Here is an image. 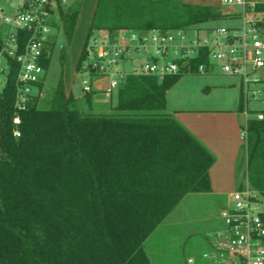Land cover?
I'll use <instances>...</instances> for the list:
<instances>
[{
    "label": "trees",
    "instance_id": "1",
    "mask_svg": "<svg viewBox=\"0 0 264 264\" xmlns=\"http://www.w3.org/2000/svg\"><path fill=\"white\" fill-rule=\"evenodd\" d=\"M81 3L61 9L66 42ZM255 13L264 37V0ZM226 15L179 0H98L77 71L98 30L166 31ZM52 51L41 60L46 69ZM202 62L192 60V73ZM181 76L130 75L106 113L82 111L61 81L49 105L30 98L20 137L11 86L0 112V264H152L147 239L187 195L210 191L215 162L167 108V91ZM247 153L250 182L264 199V119L250 124Z\"/></svg>",
    "mask_w": 264,
    "mask_h": 264
},
{
    "label": "built area",
    "instance_id": "2",
    "mask_svg": "<svg viewBox=\"0 0 264 264\" xmlns=\"http://www.w3.org/2000/svg\"><path fill=\"white\" fill-rule=\"evenodd\" d=\"M259 1L221 0L224 5L241 7L242 22L236 27L191 26L166 31L122 28L93 35L87 45L88 59L78 73L83 90L111 95L130 75L163 80L169 75L192 73V60L206 58L195 73L219 69L239 77L245 114L264 119V37L255 13ZM67 4L68 0H0V112L12 86L16 137L21 136L20 113L27 109L32 96L42 95L38 83L45 78L46 68L41 60L52 46V29L60 23L61 9ZM143 52L148 59L137 62ZM232 199V205L220 214L224 226L202 259L206 264H264L261 192L249 183L234 191ZM187 264L198 261L188 257Z\"/></svg>",
    "mask_w": 264,
    "mask_h": 264
},
{
    "label": "rangeland",
    "instance_id": "3",
    "mask_svg": "<svg viewBox=\"0 0 264 264\" xmlns=\"http://www.w3.org/2000/svg\"><path fill=\"white\" fill-rule=\"evenodd\" d=\"M74 1L69 0L67 8L72 3L74 4ZM80 2H83V0H80ZM223 8L227 11L233 9L236 15L233 18H221L206 22L197 25V27L206 25L211 27H234L241 24L240 6L229 7L223 5ZM106 32L107 30H98L95 33L96 35H103ZM51 35L53 51L45 74L46 87L43 88L40 98L44 105H49L54 91L61 81L64 84L65 78H73L72 67L75 60V56L70 55L73 36L66 42L63 22L55 23ZM63 46L65 56L62 61ZM137 59V62H145L148 56L143 52ZM209 74L211 73L183 74L167 91L168 110L173 112L177 109L190 108H232L241 102L243 85L239 77L224 74L219 69L215 71V74ZM75 78L73 85L70 81L66 82V89L69 93H72L77 107L82 111L106 113L112 111L117 105L118 96L116 91H114L113 96H108L103 91L95 90L87 97L86 92L83 90L81 76L78 74ZM251 106L258 108L259 104H252ZM249 118L251 124L255 117L250 114ZM245 158L247 162V156ZM247 166L246 164L244 168L247 169ZM251 186L254 187L252 184ZM260 206V209L264 210V203ZM221 211L222 206L219 205V202L207 193L195 192L187 195L147 239L145 247L152 264H187L188 257H195L198 264H206L202 256L211 249L209 239L213 233L224 226L220 215Z\"/></svg>",
    "mask_w": 264,
    "mask_h": 264
},
{
    "label": "crops",
    "instance_id": "4",
    "mask_svg": "<svg viewBox=\"0 0 264 264\" xmlns=\"http://www.w3.org/2000/svg\"><path fill=\"white\" fill-rule=\"evenodd\" d=\"M179 1L219 7L227 14L225 18H233L236 15L233 9L227 11L223 8L224 4H222L221 0ZM97 3L98 0H83L82 2L80 14L74 30L72 47L70 49V55L72 57L75 56L72 67L73 78L64 79L65 93L67 96L72 93L67 91L66 82L70 81L71 85L75 83V76L78 75L77 65L90 30ZM71 5H73V3ZM236 26L237 25L234 27ZM215 71H217V69L209 72L211 73L209 75L215 74ZM44 87H46L45 80ZM243 92L242 89L241 102L232 108H190L177 109L173 112L169 110L178 121L195 135L215 156V162L209 171L211 181L210 191L205 193L217 200L219 205L222 206V209L232 205V193L234 191L242 189L250 183L248 178V166L247 169H245L244 166L246 164L248 165V155L246 151L248 142L245 134H247L248 137L251 120L249 118L250 115H246L244 112ZM113 93L114 91L108 96H113ZM245 156H247V162ZM220 230L221 229H219V231ZM219 231L213 233L212 237L209 239L211 241V248L213 247Z\"/></svg>",
    "mask_w": 264,
    "mask_h": 264
}]
</instances>
